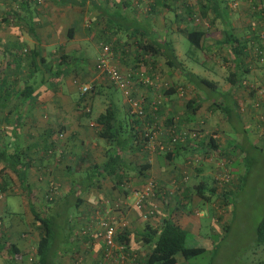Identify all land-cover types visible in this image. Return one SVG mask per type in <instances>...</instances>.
Instances as JSON below:
<instances>
[{
	"label": "crops",
	"instance_id": "crops-1",
	"mask_svg": "<svg viewBox=\"0 0 264 264\" xmlns=\"http://www.w3.org/2000/svg\"><path fill=\"white\" fill-rule=\"evenodd\" d=\"M75 1L67 4L58 0H0V157L16 153L26 159L28 186V192L24 194L14 173L18 165L11 168L0 159V213H11L5 223L0 218V236L14 243L23 254L30 248L35 250L38 223L33 219L31 206L34 211L52 214L58 220L61 217L59 207L70 201L78 210L77 231H82L69 239L75 241V248L69 254L68 250L60 254L59 264H74L77 260L81 264H107L99 257L104 249L101 235L104 220L114 223L115 231L127 228L133 233L128 236L129 251L143 255L144 247L141 242H134L133 236L142 229L145 218L133 206L131 191L140 188L146 179L153 178L159 188H170L177 177L186 173L188 184L204 178L211 184L212 161L216 160L217 151L229 157L227 167L230 170L236 169L230 166L236 159L231 155L241 150L242 137L231 140L224 131L229 122L244 126L248 119L253 121L251 112L240 105L242 89H245L240 81L243 80L242 72L250 74L251 81L258 74L252 68L237 72L232 84L228 73L233 71L234 54H230L229 45L224 41L226 22L213 17L209 7L206 18H201L199 11L195 12L193 0ZM107 12L120 15L124 33L109 32L117 27H105L103 21L107 23L112 18ZM100 13L104 15L101 17ZM231 25L234 35L241 34L238 40L243 46L239 54L241 63H252L249 61L254 59L252 51L254 57L259 53L263 57L264 40H252V36L244 33L243 26L235 21ZM185 29L202 32L199 45L195 47L199 56L189 48L184 51V59L175 53L179 36H184L182 31ZM97 37L105 40L96 43ZM142 39L153 40L161 46L169 43L175 57L174 68L167 67L160 61L162 56L157 54L153 58L136 57L135 47ZM103 45L109 51L105 55L106 61L128 74L132 92L143 99L146 111H151L150 120L140 127L154 126V130H159L170 122H177V125L190 128L200 127L205 138L206 133L215 131L220 133L215 140V152L185 143L177 149L167 150L170 151L168 161L166 151L161 148L149 151L145 146L147 142L142 145L128 137L119 149H114L113 141L100 137L95 118L107 105L115 106L125 131L132 127L127 122L126 97L120 92L119 98L92 104L94 95L106 91L107 79L94 73ZM92 49L96 56L89 59L86 56ZM79 53L81 59L76 57ZM191 74L216 83L211 96H205L192 85ZM79 83L90 85L92 89L90 110L86 114L82 111ZM261 83L264 84V78ZM158 100L162 103L158 105L160 109L154 106ZM229 100L233 109H229L230 119H226L221 109ZM194 106L197 108L192 112ZM91 107L96 108L93 116L89 115ZM251 144L255 145V142ZM113 153L117 157L109 166V173L92 177V167L103 164ZM194 156L199 161L190 167L187 159ZM101 187L107 189L105 195L101 193ZM13 193L22 197L25 225L12 216V199L4 198L5 194ZM198 203L199 198L193 191L187 195L182 192L175 200L158 199L160 209L146 221L154 226L170 213L181 228L197 232L202 213L195 216L187 212ZM83 225L89 227L83 230ZM113 254L108 264L118 262L120 249H115ZM125 259L126 264H130V258Z\"/></svg>",
	"mask_w": 264,
	"mask_h": 264
},
{
	"label": "trees",
	"instance_id": "trees-1",
	"mask_svg": "<svg viewBox=\"0 0 264 264\" xmlns=\"http://www.w3.org/2000/svg\"><path fill=\"white\" fill-rule=\"evenodd\" d=\"M61 3H67V4H73L76 2L75 0H58ZM260 1V0H259ZM197 4L195 5L194 1L193 4L195 5L196 9L195 12L199 11V15L201 18H206L205 14L207 11V8L209 7L212 13H214L213 17L222 19L225 23L226 30L224 31V41L228 43L230 54H234L233 59V71H229L228 77L231 78L230 81L234 82V76L237 74V72L247 71L249 68L253 69V64L250 62L246 64H242L241 60L239 58V54L243 50V46H240V42L238 41L239 38L233 34L232 28H231V20H229L227 17L222 18L223 14H220L225 7H223L221 4H219L218 0H204V2L200 0H196ZM199 4V6H198ZM231 6V5H230ZM232 7V6H231ZM260 8H257L259 10ZM262 17L263 18V24H264V7L262 6ZM196 12V13H197ZM259 12V11H258ZM212 17V18H213ZM228 20V21H227ZM229 23V24H228ZM70 30V29H69ZM258 31L263 30L264 27L260 26L257 28ZM184 36L186 37L188 43L192 47H197L199 45V41L202 36V32L199 30H187L185 29L182 31ZM262 32L261 41L264 40V33ZM70 36V33H69ZM105 46V45H103ZM102 46V47H103ZM102 49V48H101ZM135 54L136 57L140 56L143 57L144 55L148 57H152L155 54L160 55L163 57V63L167 67H173L175 63V57L172 50V47L169 43L165 42L162 46L159 43H156L153 40L148 39H142L141 41H138L136 47H135ZM153 58V57H152ZM257 60L255 57L254 59H250L249 61ZM243 65V66H242ZM117 69V68H116ZM118 70V69H117ZM94 73L98 74V69L96 65H94ZM244 73V72H243ZM102 79L104 78L103 74H99ZM190 82L194 87L197 89H200L203 91L205 96H211L210 92H213L216 88V83L212 80H209L204 77H199L196 75L191 74L190 75ZM107 79V78H106ZM108 81V83H107ZM253 81V80H252ZM78 82V81H77ZM103 83V82H101ZM242 86L245 88V86L252 87V82L247 83L241 82ZM261 83V82H260ZM106 88H114L120 91L122 95L123 92L118 89L113 83L109 81V79L105 82ZM103 85V84H102ZM78 92L80 95V102L82 104V111L83 113H88L90 110V103H91V96H92V89L90 85L87 84H81L78 85ZM132 85L130 83V86L128 87V97L137 99L139 102V106L141 107V114H137L136 112H130L131 109L129 103L126 101L127 105V122L129 121L132 124V127L129 130V127L124 129L122 122L119 121V118L117 117V109L113 105H107V107L104 109V111L100 114H98L95 118V122L97 125H99L100 129L98 131V135L106 140L113 141V148L119 149L121 145L127 140L129 137L132 142L134 140H138L143 143L147 142L145 145L149 151H154L155 149L161 148L160 150H164L167 152V150H171L172 148H179V146L184 145L185 143L189 144L190 146H196V148L200 147L203 148V151H214L216 149V139H214L211 136V133L218 135L215 131H210L209 133H206L204 137L203 131L200 127L193 126L191 129H197L201 133V137L192 139L190 137H186L183 141H174L171 142V134L178 133L179 130H184L186 128H190L187 126L177 125V122H170L168 125L163 126V129L154 130V126L152 128L142 126L143 123H147L151 115V111H146V107L143 104V99H141L139 96H135V94L132 92ZM166 87V86H165ZM171 87V86H169ZM84 88V90L82 89ZM172 88V87H171ZM246 89V88H245ZM105 90V89H104ZM249 92L252 94V88L248 89ZM125 96V95H124ZM127 98V96H125ZM162 103L158 100L154 102V106L157 109L158 105H161ZM227 105H224L221 109L226 119H230V110L225 108ZM161 107L158 106V109ZM197 106L192 107L191 111L194 112ZM229 110V111H228ZM227 113V114H226ZM169 119V118H168ZM171 119V118H170ZM169 119V120H170ZM147 121V122H146ZM179 122V121H178ZM173 130L174 132H171ZM152 144L153 147H150ZM256 146V145H253ZM239 147L241 150H237L238 153H241L244 156H246V152L244 151L243 144H240ZM172 149V150H173ZM215 152V151H214ZM2 152H0L1 154ZM216 157H220V164L218 165L217 171L214 172V176L211 177V184H208V180L206 178L193 182V183H187L188 175L183 173L177 179L173 184V187L170 188H163L157 186V183L153 178H148L145 180V182L149 179L153 182L154 189L153 194L149 197L148 200L144 202L145 207H149L151 205H155L154 202L150 201L151 199H154L153 197H156V195L159 196V199L162 201H166L167 199L175 200L178 198V195L182 192L187 193L189 191H193L194 194L197 195L199 198L198 205H195V207H200L203 205H206V203L210 202L211 200H215L217 203L221 202L223 205L230 206V197L233 192L239 189V186L241 185L244 175L241 174H235L236 176L233 177V169H227L223 168L220 170L221 166H224L227 164V160L223 159L224 153H221V151H217ZM16 154V153H15ZM13 155L11 153L7 157H0L1 160H5L7 162L8 166L12 168V166L18 165V170H14V173L19 180L22 188L24 189L27 187L26 184V169H27V162L26 159L17 154ZM170 151L165 153V157L168 161H170ZM117 157L116 153L110 154L105 162L101 165H94L92 168V177L99 176L102 173H109V166L112 164V162ZM197 161L198 158L194 156ZM22 159V160H21ZM187 164L193 165L194 158H188ZM242 162V160H241ZM242 164V163H241ZM192 167V166H190ZM214 171V170H213ZM2 173V170L0 171ZM226 174L225 177H223V174ZM237 183L236 186H234V190L231 191L230 188H227L225 186L227 183L232 185L234 181ZM144 182V183H145ZM142 184V186L144 185ZM233 186V185H232ZM220 187V192H216L217 188ZM139 189V188H138ZM136 190V189H135ZM133 191V190H132ZM131 191V192H132ZM72 193V191H70ZM157 196V197H158ZM79 200V199H78ZM144 210V208H143ZM210 211L212 212V209L210 208ZM229 212V211H228ZM213 213V212H212ZM31 214L33 216V219L37 221L38 223V240L35 245L34 254L37 256V259L33 262L34 264H54V255L52 252L53 244H55V238L53 233V223H55V216L44 214L43 211L36 212L33 210L31 206ZM156 214V210L154 211V215ZM148 218H145L142 229L139 232L134 233V241L135 242H141L142 246L144 247L143 255H134L131 254L129 251V240L128 237L130 234L133 235L129 230L122 228L121 230L114 231V241L116 242V245L120 246V254L122 253L124 255V258L122 260L121 264H126L125 258H130V264H176L177 257H181L182 260L188 259L190 256H194L196 254L201 253L204 248L200 246H186L185 245V239L186 234L188 231L181 228L173 219L172 215L170 213L165 214V216L161 217L158 224L151 225L148 221H146ZM227 228V224L225 223L223 225V229L225 230ZM254 245L257 247L264 248V212L262 216L260 217L259 221L257 222L255 229H254ZM2 249V256L9 259L12 264H17L16 260H21V257L23 253L15 246L14 243L9 242L4 238V236H0V250ZM116 248H113V252ZM118 249V248H117ZM125 259V260H124ZM76 261H74V264ZM253 264H264L262 262H257Z\"/></svg>",
	"mask_w": 264,
	"mask_h": 264
},
{
	"label": "rangeland",
	"instance_id": "rangeland-1",
	"mask_svg": "<svg viewBox=\"0 0 264 264\" xmlns=\"http://www.w3.org/2000/svg\"><path fill=\"white\" fill-rule=\"evenodd\" d=\"M195 5L197 4L196 0H193ZM204 1V0H200ZM219 4H221L224 8L219 13L223 14L222 18H228L231 21L237 22V25L243 26V32L246 34H250L252 36V40L261 41L262 32L258 31L257 28L260 26L264 27L262 23V6L264 7V0H218ZM232 7H231V6ZM104 10V7H101ZM130 9V7H128ZM257 8H260L257 10ZM127 9V10H129ZM118 11V8H117ZM259 11V12H258ZM109 12V11H108ZM106 13L112 16L110 20L103 21V24L107 29L109 27L116 26L117 28L109 29L111 31L118 30V33H124V30L121 26L124 24L123 19H120V15L114 13ZM172 14V13H171ZM104 14L100 16L102 17ZM228 21V20H227ZM131 22V21H130ZM132 23V22H131ZM232 23V22H231ZM229 24V23H228ZM108 31V30H107ZM264 33V32H263ZM236 36V35H235ZM241 34L237 36L240 38ZM180 42L175 46V53L178 55L180 59H184V51L189 48L190 51L195 53L196 55H200V52L197 51L194 47H192L187 39L180 34ZM101 40H105L104 37H97L96 43ZM241 42L242 39H240ZM244 43V42H243ZM84 51V49H83ZM183 52V55H182ZM253 53V58L255 53ZM191 55H194L190 52ZM81 53L77 54L76 57L80 58ZM96 56V52L94 49L91 50V53L87 54V58L94 59ZM161 62H163V58L159 57ZM257 60H253V69H255L256 73L259 75L255 76V79H252L250 74L241 73V78L243 79L241 82L253 83L252 87L245 86L246 89H242L243 93H241L242 99L241 106L242 109H245L247 112H251L250 115L254 116L253 121L250 119L247 120V125H232L230 122L227 124V129H225V135L229 136L231 140L239 139V136L242 137V144L244 151L246 152V156L243 157L241 153H234L231 155L233 158L235 157L230 166L236 167L233 169L235 177L236 174H239L240 171L242 175H244V179L239 186V189L231 194L230 197V206L223 205L221 202H216L215 200H211L206 203V205L200 207H189L187 214L197 216L198 212L202 213L201 218H198L199 221V229L197 232L188 231L186 234L185 245L186 246H200L203 247L204 250L196 254L194 256H190L186 260H182L181 257H177L176 264H253L257 262L264 263V248L257 247L254 245V229L259 221L260 217L264 212V84L260 83L264 78V55L263 57L259 53L256 56ZM251 64V62H250ZM203 66H206L204 63ZM222 72V71H221ZM254 73V72H253ZM226 74V71H224ZM260 81V82H259ZM252 88V94L248 89ZM106 91L100 94H96L93 97V106L103 104L109 99H113V97L119 98V90L114 88H106ZM225 96V95H224ZM77 97V94H75ZM233 103L229 100L227 103V109H233ZM253 106V107H252ZM96 112L95 107H91L90 116H93ZM227 114V113H226ZM226 120V119H225ZM220 134V133H218ZM218 136V135H217ZM225 137V136H224ZM254 140H253V139ZM256 146H253V141ZM216 157V156H215ZM229 157L224 156L223 159H228ZM220 157H216V160L212 161V175L214 176V172L217 171L218 165L217 160ZM231 159V157H230ZM22 160V159H21ZM242 160V162H241ZM219 162H222L219 160ZM242 163V164H241ZM228 164L220 167V170L223 168H227ZM26 180H27V170H26ZM196 180L195 182H197ZM234 183L229 185L228 183L225 185L227 188H230L231 191L234 190V186L237 185L235 180ZM220 187L217 188L216 192H220ZM21 190H23L24 194L28 192V186L24 189L21 186ZM20 190V191H21ZM107 189L101 187V193L105 195ZM132 193V192H131ZM4 198L12 199L13 208H12V216L20 221L21 224L25 225V218L23 213V205H22V197L18 193H13L11 195L5 194ZM151 199L155 203L156 214L160 209L157 206L158 197H153ZM160 200V199H159ZM1 202V200H0ZM61 207H59L60 215L58 220L55 219V223H53V233L54 238H56L55 244H53V255L55 256L54 264H59V256L63 254L65 250H68V254L70 250L75 248V241L69 240L70 238H74L81 231L80 229L77 231L78 225L76 222L77 209L76 206L67 201V203L63 202ZM112 206H110L111 208ZM212 209V212L210 211ZM229 211V212H228ZM64 215V216H63ZM7 216L11 217V213L8 211L1 212L0 218L5 223V218ZM104 218V216H103ZM108 219V218H106ZM108 221V222H107ZM104 220L101 229V235H103L105 226H111L113 230L115 229V224L109 223L110 220ZM227 224V228L224 230L223 225ZM89 226L83 225L82 228H88ZM117 227V226H116ZM121 229V228H119ZM127 229V228H124ZM77 231V232H76ZM88 231V230H86ZM72 235V236H71ZM135 242V241H134ZM135 244V243H133ZM103 243V248H104ZM113 246L117 249L116 242L113 238ZM69 248V249H68ZM103 252H100L99 257L104 263H109L113 258V249L110 250L108 257L104 256ZM122 254V253H121ZM120 254V255H121ZM119 256V255H118ZM37 259V256L34 254V249H29L28 253L22 255L21 260L17 262V264H34L33 262ZM76 259V258H75ZM125 260V259H124ZM76 264H81L79 260ZM117 263L120 264L121 258H117ZM11 261L4 256H2V249L0 250V264H12Z\"/></svg>",
	"mask_w": 264,
	"mask_h": 264
},
{
	"label": "built area",
	"instance_id": "built-area-1",
	"mask_svg": "<svg viewBox=\"0 0 264 264\" xmlns=\"http://www.w3.org/2000/svg\"><path fill=\"white\" fill-rule=\"evenodd\" d=\"M36 2H40L41 0H35ZM108 47L103 46L102 47V55L98 59L96 63V67L98 69L99 74H103L104 77L109 79L111 83H113L118 89H120L125 96H127L126 100L129 103L131 109L129 110L131 113L136 112L137 114H141V107L139 106V102L137 99L129 98L128 97V87L130 86V79L128 74L122 73L121 71L117 70L114 66L109 65V63L106 61L105 55L108 54ZM84 90V88H82ZM171 132H174L171 130ZM211 136L214 139H217L218 136L216 134L211 133ZM186 137L190 138H199L201 137V133L197 129H191L186 128L184 130H179L176 134H171L170 141H183ZM150 147H153L152 144ZM197 160L194 158V162ZM223 177H225L226 174L222 173ZM226 178V177H225ZM154 185L151 179L147 180L143 186H141L139 189L133 190V206L138 209L141 212V215L143 218H149L154 215V211L156 210V207L154 205H151L149 207L144 206V202L149 199V197L153 194ZM144 208V210H143ZM114 231L111 226H105L104 232L102 235V239L104 241V256L108 257L109 252L111 249L114 248L113 246V236ZM119 249L120 246H117ZM121 261L124 258V255H120Z\"/></svg>",
	"mask_w": 264,
	"mask_h": 264
}]
</instances>
